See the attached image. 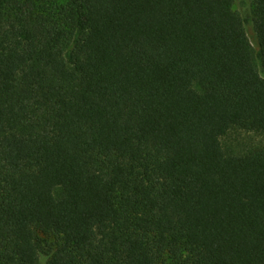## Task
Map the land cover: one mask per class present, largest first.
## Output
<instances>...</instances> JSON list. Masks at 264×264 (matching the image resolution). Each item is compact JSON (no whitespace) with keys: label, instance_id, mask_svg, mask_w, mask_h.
I'll return each mask as SVG.
<instances>
[{"label":"trees","instance_id":"1","mask_svg":"<svg viewBox=\"0 0 264 264\" xmlns=\"http://www.w3.org/2000/svg\"><path fill=\"white\" fill-rule=\"evenodd\" d=\"M252 1L0 0V264H264Z\"/></svg>","mask_w":264,"mask_h":264},{"label":"rangeland","instance_id":"2","mask_svg":"<svg viewBox=\"0 0 264 264\" xmlns=\"http://www.w3.org/2000/svg\"><path fill=\"white\" fill-rule=\"evenodd\" d=\"M252 0H246L245 5L241 2L235 3V10L242 17L251 15ZM253 8V7H252ZM245 30L250 38L254 49L258 48V36L251 24L245 25ZM223 147L228 155L246 154L256 148H264V132L247 131L241 128H232L225 136L222 137Z\"/></svg>","mask_w":264,"mask_h":264}]
</instances>
